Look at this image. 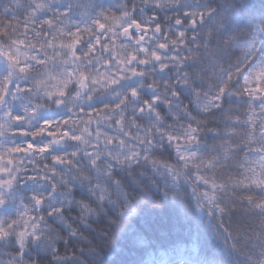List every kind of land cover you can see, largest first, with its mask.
Segmentation results:
<instances>
[{
    "label": "clouds",
    "instance_id": "1",
    "mask_svg": "<svg viewBox=\"0 0 264 264\" xmlns=\"http://www.w3.org/2000/svg\"><path fill=\"white\" fill-rule=\"evenodd\" d=\"M0 264H264V0H0Z\"/></svg>",
    "mask_w": 264,
    "mask_h": 264
},
{
    "label": "trees",
    "instance_id": "2",
    "mask_svg": "<svg viewBox=\"0 0 264 264\" xmlns=\"http://www.w3.org/2000/svg\"><path fill=\"white\" fill-rule=\"evenodd\" d=\"M184 237H183V233L181 232V233H176L175 235H172L171 233H170V239H172V240H175V241H177V242H179L180 240H182Z\"/></svg>",
    "mask_w": 264,
    "mask_h": 264
}]
</instances>
